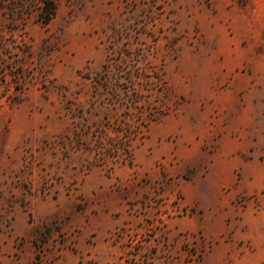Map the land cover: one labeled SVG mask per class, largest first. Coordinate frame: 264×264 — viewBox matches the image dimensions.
Here are the masks:
<instances>
[{
    "label": "rangeland",
    "instance_id": "obj_1",
    "mask_svg": "<svg viewBox=\"0 0 264 264\" xmlns=\"http://www.w3.org/2000/svg\"><path fill=\"white\" fill-rule=\"evenodd\" d=\"M45 1L0 0V264H264V0Z\"/></svg>",
    "mask_w": 264,
    "mask_h": 264
},
{
    "label": "crops",
    "instance_id": "obj_2",
    "mask_svg": "<svg viewBox=\"0 0 264 264\" xmlns=\"http://www.w3.org/2000/svg\"><path fill=\"white\" fill-rule=\"evenodd\" d=\"M131 197L133 196H98V200H100L101 203H105L104 207L102 208L105 214L120 211L119 216H123L127 201ZM37 204L39 205L40 202L38 201ZM41 204V207L45 208L49 215L62 216L65 213L62 197H59L57 202L50 200L49 198H45L42 200ZM98 210L100 211V209Z\"/></svg>",
    "mask_w": 264,
    "mask_h": 264
},
{
    "label": "trees",
    "instance_id": "obj_3",
    "mask_svg": "<svg viewBox=\"0 0 264 264\" xmlns=\"http://www.w3.org/2000/svg\"><path fill=\"white\" fill-rule=\"evenodd\" d=\"M43 8L45 9V13H44V14L42 13L41 15H42L43 22L46 23V22L51 18V16L54 14L53 3L50 2V1H48V0H46V1L44 2ZM43 15H44V16H43ZM108 61H109V59H108V57H107V63L104 64V66H103V70H102V72H101V76H102V75L105 76V75L108 73V71H107V68H108ZM117 99H118V97H117ZM133 102L136 103L137 100L135 99V100H133ZM164 105H165V107H164ZM165 108H167L165 102H161L160 104H158V105L156 106L155 110H154L153 115L150 116V120H157V119H159L161 116L165 115L166 112H167V110H166ZM167 109H168V108H167ZM135 129H136V130H134V135H135L136 133L139 132V128L136 127ZM137 129H138V130H137ZM132 131H133V129L130 130L129 133H131ZM100 137H101V136H100ZM130 139H131V137L128 138L127 140L129 141ZM123 160H124V159H123ZM123 160H122V161H123ZM96 165H98V162L96 163ZM82 263H83V262H82L81 260L78 261V264H82ZM88 264H97V263H96V261H89Z\"/></svg>",
    "mask_w": 264,
    "mask_h": 264
}]
</instances>
